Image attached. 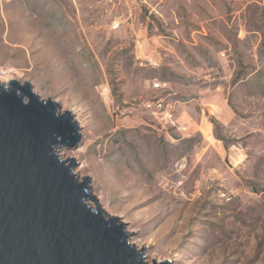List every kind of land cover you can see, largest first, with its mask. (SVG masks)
<instances>
[{
	"label": "rangeland",
	"instance_id": "obj_1",
	"mask_svg": "<svg viewBox=\"0 0 264 264\" xmlns=\"http://www.w3.org/2000/svg\"><path fill=\"white\" fill-rule=\"evenodd\" d=\"M11 80L74 113L150 264H264V0H0Z\"/></svg>",
	"mask_w": 264,
	"mask_h": 264
},
{
	"label": "water",
	"instance_id": "obj_2",
	"mask_svg": "<svg viewBox=\"0 0 264 264\" xmlns=\"http://www.w3.org/2000/svg\"><path fill=\"white\" fill-rule=\"evenodd\" d=\"M82 130L30 81L0 82V264H150L76 159L63 158L83 143Z\"/></svg>",
	"mask_w": 264,
	"mask_h": 264
},
{
	"label": "built area",
	"instance_id": "obj_3",
	"mask_svg": "<svg viewBox=\"0 0 264 264\" xmlns=\"http://www.w3.org/2000/svg\"><path fill=\"white\" fill-rule=\"evenodd\" d=\"M155 87H156V88H159L160 85H159V84H156ZM155 104H156V105H155ZM155 104H154V105L157 107V109H159V108H161V107L163 106V104H162V100H158ZM151 107H154V106H151ZM169 113H170V112H165L164 115H165L166 117H169V116H171V114H169Z\"/></svg>",
	"mask_w": 264,
	"mask_h": 264
},
{
	"label": "bare ground",
	"instance_id": "obj_4",
	"mask_svg": "<svg viewBox=\"0 0 264 264\" xmlns=\"http://www.w3.org/2000/svg\"><path fill=\"white\" fill-rule=\"evenodd\" d=\"M70 159H72V158H70Z\"/></svg>",
	"mask_w": 264,
	"mask_h": 264
}]
</instances>
